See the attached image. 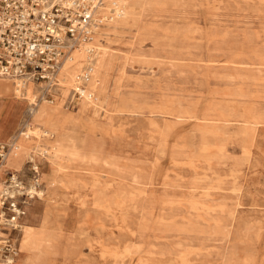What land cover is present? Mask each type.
Returning a JSON list of instances; mask_svg holds the SVG:
<instances>
[{"label": "rangeland", "instance_id": "rangeland-1", "mask_svg": "<svg viewBox=\"0 0 264 264\" xmlns=\"http://www.w3.org/2000/svg\"><path fill=\"white\" fill-rule=\"evenodd\" d=\"M109 1L111 0H105V3ZM114 1L122 8V13L118 15L122 16L124 6L117 0ZM142 2L154 10L160 3L196 8L193 15L189 9H183L184 13L181 15L186 20H196L195 32L186 37L177 36L174 42L176 47L189 46L194 53L183 54L182 67L174 68L152 64L145 59L142 61L144 57L150 58V53L154 52L150 38L136 41L132 48L129 47L131 54L123 71L124 78L127 76L130 79L123 78L118 84L110 82L107 88L110 103L119 96H130L138 104L151 105L150 110L154 113L133 115L112 105L104 114L105 121L109 123L105 135L98 132L96 135L91 129L75 133L78 139L85 137L89 145L99 142L100 159H107L109 164L119 168L121 176L116 180L115 177L106 179L105 182L104 178L98 176L101 171L107 170L105 165H99L95 176H82L79 169L84 168V172H87V164L73 167L59 176L61 185L76 184L73 189L66 188L65 235L76 234L77 225L89 221L85 213L88 212L89 217L94 214L85 205L81 209V201L90 200V190L94 196L91 203L106 206L109 197L119 199V223L123 212L127 213V220L133 223L132 240L139 251L122 253L116 264H135L139 253L145 254L147 249L159 251L173 248L174 251H181L185 248L182 244L186 245L182 241L188 239L192 240L189 243L197 247L202 242L205 243L203 249L191 251L188 259L195 252L205 253L207 250L209 257L190 259L185 264H264V123L260 126L254 124L258 118L264 117V68L244 70L231 65L211 67L207 66L206 61L213 41L218 39L216 36L224 38L229 44H237L248 42L245 32H256L258 35L250 43L263 51L264 34L259 32L258 20L250 17L245 23L243 13L222 8L218 5V0ZM231 8L235 6L231 5ZM145 18L150 20L149 15ZM212 33H216L215 36L212 37ZM117 36V47L121 50L128 49L126 43L130 36L129 28H123ZM167 41L166 36L164 42ZM234 60L242 61L243 57H235ZM250 71L261 79H245L243 76ZM131 78L136 81H130ZM176 83H179V89H176ZM70 95L71 92L64 99V108L72 112L78 108L80 100L70 103ZM55 96L48 99L53 104L58 101ZM162 96L178 97L179 105L159 100ZM106 107L104 104L102 109ZM179 112L187 114V117L182 120L170 117ZM87 115L100 117L103 116V111L89 108ZM26 123L28 127L25 126ZM32 124V116L26 111L25 119L16 133L17 144L22 142L20 139L23 132L32 128ZM206 144L223 146L224 153L220 154L216 147H204ZM244 147L250 149L247 155L243 151ZM19 151L23 152L24 149L20 148ZM33 158L40 164L43 196L33 201L35 207L30 209L31 214L27 213L25 225L27 219L38 229L45 184L54 175L55 169L47 157L37 154ZM9 159L13 163L18 161L12 155ZM26 160L27 158L24 162ZM231 171L237 174L231 175ZM143 174L150 176L152 185L142 194L139 191L141 186L133 181L139 180V175ZM42 175L45 179H42ZM64 190L61 188V192ZM220 203L230 210L235 209L224 228L219 226L220 223L213 222L214 217L222 214L213 209L212 205ZM165 218L180 222L189 220L197 226L199 233H189L186 236L188 239L185 237L182 240L167 231ZM105 221L110 222L109 219ZM141 223L144 224L143 228L138 226ZM84 228L93 234L87 223ZM175 231L183 232L182 229ZM124 239V235L120 237L121 245ZM163 258L167 259V256Z\"/></svg>", "mask_w": 264, "mask_h": 264}, {"label": "bare ground", "instance_id": "bare-ground-1", "mask_svg": "<svg viewBox=\"0 0 264 264\" xmlns=\"http://www.w3.org/2000/svg\"><path fill=\"white\" fill-rule=\"evenodd\" d=\"M117 1L124 6L123 15L112 19L96 30L94 53L88 54L85 44L74 46L67 53L57 76L59 86L55 89L54 93V96L56 95L55 97L58 98L57 103L53 104L52 100L43 97L40 98L38 94H40L42 86L36 84L34 81L27 80L22 87H18L10 79L12 81V92L14 97L21 99L25 103L26 110L32 116L33 124L32 128L29 127L23 132L24 135L22 139H20L22 142L19 141L16 149L8 154L5 165L17 170L22 166L25 158H33L38 154L42 157H47L50 165L55 169L54 175L51 176L45 184L46 190L41 213L42 218L38 227L39 230H36L26 219V225L18 243L19 253L11 264H22L23 257L32 248L49 251L65 243L66 249L63 252V256L60 258L62 264H68L69 261L75 259H77L78 262H87V264L96 262H110L116 264L122 253L139 251L132 240L133 223L127 220L129 219L127 218V213H122L121 223L118 221L121 201L115 197H109L106 206L100 203H91L94 196L90 190L88 194L90 200H82V208H80L83 209L85 205L88 209H91L94 214L89 217V213H85L89 221L79 223L75 228L76 234L66 236V188L73 189L76 187V184L61 185L59 176L63 173L66 174L69 169L73 167L77 168L83 164L88 165V171L84 172V168L79 169L82 176H95L99 165L106 166L107 170L104 172L101 171V174L98 175L104 178L105 182L107 181L106 179L115 177L116 180V178L121 176L119 168L109 164L110 161L107 159H100L99 152L101 149L99 148V142H93L89 145L85 137L78 139L75 137V133H77L78 130L88 131L91 129L95 134L98 132L105 135L109 129V123L105 121L104 114L109 111L112 105L113 107L118 106L117 109L120 111H126L133 115L154 113L150 110L151 105L138 104L132 100L130 96H119V98L111 104L107 88L111 81H113V84H118L117 82L124 78L123 66L128 62L131 54V49H129V47L132 48L134 42L142 41L145 38L151 39L154 52L150 53V58L146 59L144 57L143 59H139H142V61L145 59V61H149L156 65L160 64L174 68L182 67V55L194 52L189 46H184L185 48H183L182 45L176 47L174 42L177 36L186 37L195 32L196 20L193 18L186 20L181 15L184 13L183 9H189L190 14L193 15L196 8L188 7V5L167 6L165 3H160L161 5H159V7L157 6L154 10L149 7L147 3L144 4L142 0ZM218 5H221L224 9L230 8L233 11H240L243 13L245 23L247 22L246 19L255 17V19L258 20L259 32L264 34V0H218ZM231 5H234L235 8L232 9ZM243 5H247V7ZM146 15H149L150 20H146ZM142 17H144V19H142ZM123 28H129L130 30V36L127 38L126 43L128 44V49L126 50L118 48L116 43L119 39L117 35ZM215 34L216 33H212L211 36L213 37ZM221 35H224V33ZM244 35H246L248 42L237 44H229L224 38L216 36L218 39L213 41V45L210 48L209 58L206 60L208 62L207 66L228 67L231 65L244 70L264 68V50L261 51L256 45L250 43L258 34L256 32H245ZM166 36L168 38L167 43L164 42ZM239 56L243 57V60L238 62L235 61L234 58ZM189 66L192 67L193 65ZM85 68L91 71V77L90 80L87 81L86 86L91 91L92 95L81 99L76 110L72 112L67 111L65 109L66 107L64 108V99L75 86L76 74ZM238 75L242 76L241 74ZM243 77L252 81L261 79L260 77H256L251 71ZM124 79L129 80L130 77L125 76ZM130 81H136V79L131 78ZM156 82H158V80ZM178 84L179 83L175 84L176 89L180 87ZM159 100L179 105L178 97L162 96ZM104 104H106L107 107L102 109ZM89 108H93L95 111L97 109L103 111V116L89 117L87 115ZM166 113L164 114L166 115ZM186 115L187 114L183 112H179V114L170 117L175 120H182L184 117H187ZM166 117L168 118V116ZM262 122L264 123V117L258 118V120L254 121V124L260 126L263 124ZM25 126L28 127V123H26ZM153 129L157 132V129L154 127ZM97 139L99 140L100 138ZM204 147H216L219 149L220 154L224 153L223 146L206 144ZM20 148L24 149V151H19ZM243 151L246 155L250 153L248 147H244ZM10 155L17 157L18 161L13 163L9 159ZM79 168H82V166ZM134 171L136 170L134 169ZM127 174L125 175L127 176ZM230 174L236 175L237 173L231 171ZM139 176L140 179H134L133 182L141 186L139 191L143 194L146 188L152 185L150 181L151 178L148 174ZM43 178L44 176L42 175V179ZM61 188L65 189L64 192H61ZM208 194H210L209 191ZM212 207L222 214L221 216L214 217L213 222L215 224L220 223L221 225L219 226L224 228L227 221L233 216L235 209L230 210L224 207L222 203L219 205H212ZM28 212L31 214L30 208H28ZM105 219H109L110 222H106ZM85 223L90 225L93 234L85 230ZM164 223L167 226V231H169L171 235L179 236L182 240H184L189 233L192 235L199 233L196 230L197 226L189 220L180 222L173 218H165ZM138 226L143 228L144 224L141 223ZM177 229H182L183 232L175 231ZM123 235L125 239L123 245H121L120 237ZM190 241L192 240L188 239L187 241H182L186 244H182L185 248L178 252L177 249L174 251L173 248H163L159 251L147 249L144 252L145 254L139 253L135 264H167L173 261H175L176 264H185L190 259L209 257L207 250L205 253H200L199 251L195 252V255L192 254L193 257L188 259L191 251L203 249V245L205 244L202 242L200 246L197 247L189 243ZM164 256H167V259L163 258Z\"/></svg>", "mask_w": 264, "mask_h": 264}, {"label": "built area", "instance_id": "built-area-1", "mask_svg": "<svg viewBox=\"0 0 264 264\" xmlns=\"http://www.w3.org/2000/svg\"><path fill=\"white\" fill-rule=\"evenodd\" d=\"M121 13L114 0H0V77L18 87L32 80L42 86L40 98L54 97L69 50L85 44L87 53H94L96 30ZM90 77L87 68L76 74L70 103L92 95L86 86ZM16 133L0 141V264L18 256L28 208L43 196L35 158L17 170L5 165L17 147Z\"/></svg>", "mask_w": 264, "mask_h": 264}, {"label": "crops", "instance_id": "crops-1", "mask_svg": "<svg viewBox=\"0 0 264 264\" xmlns=\"http://www.w3.org/2000/svg\"><path fill=\"white\" fill-rule=\"evenodd\" d=\"M247 7V5H243ZM234 7V5H232ZM8 78H0V141H6L11 138L21 126L25 119V103L16 97L12 92V81ZM10 85V86H9ZM10 87V88H9ZM22 157V156H21ZM23 159V157H22ZM23 165V164H22ZM22 167V166H21ZM20 167V168H21ZM35 202L29 207L34 209ZM41 219V215H39ZM29 219V218H28ZM33 225V224H32ZM36 228L35 225H33ZM39 230V229H36ZM44 248V247H43ZM66 249V243L56 249L40 250L32 248L24 257L22 264H62L61 257ZM56 251V252H53ZM68 264H87V262H78L77 259L69 261ZM92 264H112L110 262H96Z\"/></svg>", "mask_w": 264, "mask_h": 264}]
</instances>
